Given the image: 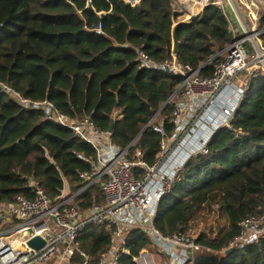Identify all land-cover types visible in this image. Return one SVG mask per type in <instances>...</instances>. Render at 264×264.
I'll return each instance as SVG.
<instances>
[{
	"label": "trees",
	"instance_id": "16d2710c",
	"mask_svg": "<svg viewBox=\"0 0 264 264\" xmlns=\"http://www.w3.org/2000/svg\"><path fill=\"white\" fill-rule=\"evenodd\" d=\"M172 1L0 0V205L17 195L33 197L31 180L39 181L50 199L73 195L83 186L78 171L91 166L77 153L95 157L71 129L44 119L41 110L24 107L14 92L30 100L47 99L71 119L89 118L102 130L112 122L113 144L127 148L131 158L154 162L161 137L153 123L146 125L158 112L155 122L172 132V102L163 104L180 78L140 67L135 49L164 61L171 57L174 33L177 60L210 76L223 59L213 56L233 36L217 5L204 6L187 21L173 11ZM99 24L101 33H96ZM232 125L239 135L217 128L208 151L187 159L180 180L155 209L153 224L164 233L190 231L205 213L224 217L227 226L214 236L205 230L195 238L202 248L193 264H264V234L228 255L224 250L238 235L239 222L264 210V75L244 91ZM72 203L79 211L103 204L101 187L86 188ZM0 213V230L12 226ZM76 241L96 260L107 248L109 234L90 224ZM151 246L148 236L130 229L117 264H137L133 257L143 248L153 250Z\"/></svg>",
	"mask_w": 264,
	"mask_h": 264
},
{
	"label": "built area",
	"instance_id": "2783aa9c",
	"mask_svg": "<svg viewBox=\"0 0 264 264\" xmlns=\"http://www.w3.org/2000/svg\"><path fill=\"white\" fill-rule=\"evenodd\" d=\"M128 1L134 5L139 0ZM176 4H172L173 11L187 21L204 6L217 5L227 17L233 36L230 44L215 54L223 59L214 64L210 76H202L200 68L180 62L173 52L170 58L157 62L143 49H135L140 67L180 78L168 100L172 102V132H166L162 121L155 122L158 113L149 122L161 137L153 163L131 158L127 148L113 144L111 131L100 129L89 118L73 120L47 99L30 100L14 92L24 107L41 110L44 119L71 129L76 138L94 149L95 157L77 153L91 166L78 171L83 186L73 195L50 199L39 181L31 180L33 197L17 195L12 202L0 205V211L7 215L6 222H13L0 230V264H117L126 251L129 231L135 228L148 236L151 247L165 256L167 263L193 264L202 246L191 231L164 233L157 229L153 224L155 209L180 180L187 159L208 151V141L217 128L226 127L239 135L232 125L235 110L253 80L264 75V27L260 26L264 0L243 2L245 13L237 9L235 0H176ZM95 32L101 33L100 24ZM138 154L137 150L135 155ZM95 184L101 187L104 203L79 211L73 199ZM90 224L109 234V244L96 260L76 241ZM238 225L239 233L225 251L241 248L264 234V210L242 219ZM36 236L44 241L39 248L28 244ZM148 251L143 248L133 260L137 264H157Z\"/></svg>",
	"mask_w": 264,
	"mask_h": 264
},
{
	"label": "rangeland",
	"instance_id": "374dc122",
	"mask_svg": "<svg viewBox=\"0 0 264 264\" xmlns=\"http://www.w3.org/2000/svg\"><path fill=\"white\" fill-rule=\"evenodd\" d=\"M247 0H235V3L237 5V9L240 12L245 13L246 9L243 5V2H245ZM172 4L174 6H176V0L172 1ZM261 8V7H259ZM262 9H259L258 12H261ZM183 13V11H182ZM64 193V192H63ZM227 226L226 220L224 219V217L220 214H218L216 211H214L213 213H205L203 216L199 217L196 219L195 223L193 224V226L190 229V233L192 236H195V238L198 236V234L201 231H207V235L209 236H214L216 233H218L219 229H223ZM188 232V231H187ZM147 249L149 250L148 252H151L154 255V258L157 262V264H164L165 260L160 258L159 255H157V252L155 249L150 250L149 247H147ZM208 254H210L211 252H206ZM222 252H220L219 254H221ZM206 254V255H208Z\"/></svg>",
	"mask_w": 264,
	"mask_h": 264
},
{
	"label": "water",
	"instance_id": "95a60500",
	"mask_svg": "<svg viewBox=\"0 0 264 264\" xmlns=\"http://www.w3.org/2000/svg\"><path fill=\"white\" fill-rule=\"evenodd\" d=\"M196 16H197V15H193V16H192V19L195 18ZM178 45H179V42H178V40H177L175 34L173 33V46H172V52H173V54H176V53H177ZM214 57H215V55L213 56V58H214ZM169 98H170V97H168V99L165 101V103L163 104V106H164L165 104L168 103ZM157 113H158V112H157ZM151 119H152V118H151ZM151 119H150V121H151ZM150 121H149V122H150ZM149 122L147 123L146 126H148ZM112 126H113V123L111 122V124H110V126H109V128H108L109 131H112ZM146 126L143 128V130L146 128ZM139 134H140V133H139ZM139 134H138V135H139ZM138 135H137V136H138ZM137 136L133 139V141L137 138ZM133 141H132V142H133ZM132 142H131L130 144H132ZM130 144H129V145H130ZM1 216H2V215H1V213H0V219H1ZM28 244H29L30 246L34 247V248H39V247H41V246L44 245V241H43L40 237L36 236V237L30 239V240L28 241ZM231 251H233V249H228V250H226V251H225V255H228L229 253H231ZM30 264H33V263H30Z\"/></svg>",
	"mask_w": 264,
	"mask_h": 264
},
{
	"label": "crops",
	"instance_id": "0c3cea01",
	"mask_svg": "<svg viewBox=\"0 0 264 264\" xmlns=\"http://www.w3.org/2000/svg\"><path fill=\"white\" fill-rule=\"evenodd\" d=\"M232 17V16H231ZM150 250L152 249V248H149Z\"/></svg>",
	"mask_w": 264,
	"mask_h": 264
}]
</instances>
